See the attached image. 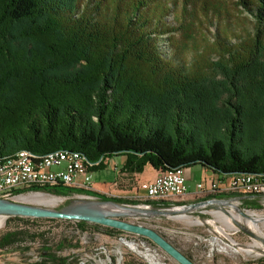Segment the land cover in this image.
<instances>
[{"label":"trees","instance_id":"obj_1","mask_svg":"<svg viewBox=\"0 0 264 264\" xmlns=\"http://www.w3.org/2000/svg\"><path fill=\"white\" fill-rule=\"evenodd\" d=\"M230 1L236 16L211 43L199 31L204 45L184 58L176 34L202 23L168 22L177 0H0V160L67 150L97 163L91 173L119 157L129 176L199 167L264 180V0ZM181 2L203 18L225 11ZM64 188L43 191L72 193ZM19 241L6 233L0 249ZM50 250L25 264H69Z\"/></svg>","mask_w":264,"mask_h":264},{"label":"rangeland","instance_id":"obj_2","mask_svg":"<svg viewBox=\"0 0 264 264\" xmlns=\"http://www.w3.org/2000/svg\"><path fill=\"white\" fill-rule=\"evenodd\" d=\"M212 2L225 8L226 12L221 10L220 20L211 17L212 12H208L211 13L210 17H201L192 7L184 6L181 0H177V4L172 7L167 18L168 22L176 19L180 23L186 17L184 23L188 26L196 27L197 21L202 23L200 28H191L192 33L183 29L180 34H176L175 43L182 57L191 58L197 50L201 49L200 45H204L205 41H201L199 31L207 38L208 43H211L216 30L224 24V19L231 20L232 16H236L233 10L234 5L230 0H212ZM183 13L185 16L181 15ZM238 19L243 27H250V22L246 18ZM236 29L240 30L238 26ZM167 51H169L168 48ZM94 164L97 165V163ZM199 171V167L184 170L185 179L189 177L190 181L196 182L198 179L193 174ZM151 175L153 172L147 167L138 178L147 180ZM100 176H106L107 180H110L112 174L94 173L91 187L88 189V186H82V190L95 192L108 198H118L121 202L113 203L119 205L151 206L145 204L147 199L130 198V194L125 193L127 189H131L133 181L119 180L117 185L110 183L107 186ZM217 178L222 179L221 185L224 186L221 187L225 188L227 181H224L222 176L213 179ZM125 183L130 187L125 188ZM97 185L104 189L95 190ZM55 188L59 187L50 189ZM43 190L39 188L22 190L14 192L11 198L3 200L55 212L70 208L74 201L83 199L102 201L86 192L73 189H68L72 193L66 196L51 195ZM195 190L194 188L178 201L177 198H173L168 202L174 205L151 206L153 210L165 212L164 215L127 214L120 209L106 206L104 211L110 215L106 216V219L154 231L193 264H264V226L261 223L257 224L260 233L247 224L257 216H264V194L249 196L224 190L220 193H215V190H200L204 192L196 194ZM34 194H44L60 200L51 207L21 200L25 196ZM139 194L144 196L143 190H140ZM247 203L251 204L247 205ZM182 216L186 219H180ZM0 217H4L0 237L6 233H17L20 240L18 248L0 249V264H25L40 261L46 255L47 247L51 249L54 258L65 259L69 264H178L148 237L119 227L84 221L90 226L97 225L98 228L79 232L75 223L81 220L3 214H0ZM104 228L113 231L112 234L105 232ZM59 243H62L60 249L57 247ZM128 243L132 244L136 250H132ZM248 249H250L249 252H247Z\"/></svg>","mask_w":264,"mask_h":264},{"label":"built area","instance_id":"obj_3","mask_svg":"<svg viewBox=\"0 0 264 264\" xmlns=\"http://www.w3.org/2000/svg\"><path fill=\"white\" fill-rule=\"evenodd\" d=\"M89 163L83 154L73 151L50 152L42 156L29 153V157L19 159L0 169V199H9L14 192L33 188H54V181H64L66 189L82 191V184H92ZM227 181L221 187L222 179H202L195 185L200 190H222L249 196L264 194V180L261 175L239 174L222 177ZM146 194L147 201L156 206L165 207L168 195L177 196V201L189 193L184 170L177 168L160 172L154 180L139 185ZM151 208V206H142Z\"/></svg>","mask_w":264,"mask_h":264},{"label":"water","instance_id":"obj_4","mask_svg":"<svg viewBox=\"0 0 264 264\" xmlns=\"http://www.w3.org/2000/svg\"><path fill=\"white\" fill-rule=\"evenodd\" d=\"M214 202H218V201H214ZM106 206H111L120 209L124 213L134 214V215L147 216V215L165 214V212H159L151 208H145L142 206H136V205L124 206L113 202L86 201L84 199L79 201H74V204H72L70 208L65 209L61 212L28 207L8 200L0 199V214L74 219V220L88 221L93 223L119 227L128 231L140 233L148 237L154 243H156L168 256L174 259L178 264H193L181 252H179V250L173 247L169 242H167L161 236L157 235L154 231L139 226H132L125 223L114 222L112 220L106 219V216H110L108 213H105L106 211H104ZM170 212L173 213L174 211H170Z\"/></svg>","mask_w":264,"mask_h":264},{"label":"crops","instance_id":"obj_5","mask_svg":"<svg viewBox=\"0 0 264 264\" xmlns=\"http://www.w3.org/2000/svg\"><path fill=\"white\" fill-rule=\"evenodd\" d=\"M117 159V160H116ZM113 158V159H110V160H107L105 163H106V167L101 170V171H98V172H109L112 174V177L110 180H107L108 178L106 176H100V178L105 181V184L108 186V184L112 183L114 186L117 185V183L119 182V180H122V181H133V186L131 185V189H127L125 191V193L127 194H130L129 197L130 198H138V199H146V194L144 192V196L140 195L139 192H140V189H139V184L141 183H144V182H149V181H152L155 179V177L157 176V173L156 171H154L151 167L149 166H146L144 168V170L148 167L152 172H153V175H151V177L147 180H139L138 176L140 174H136V175H132V176H129V175H126L124 173L121 172V166L123 164V159L122 158ZM143 170V171H144ZM96 173V172H95ZM94 173H92L93 175ZM193 175H196V178L198 179L196 182L194 181H190L189 177H186V181H187V185H188V188H189V192L190 191H193L194 188H195V185L196 183H198L200 180L202 179H213L214 177H220L219 175H216V174H213L209 171H206V170H203V169H200L199 172L197 173H194ZM99 178V177H98ZM125 178V179H124ZM116 181V182H115ZM118 181V182H117ZM195 184V185H194ZM125 188H129L130 185L125 183L124 185ZM94 188V187H93ZM95 190H103L104 188L101 187L100 185H97L95 188ZM199 191H196L195 193L198 194Z\"/></svg>","mask_w":264,"mask_h":264},{"label":"bare ground","instance_id":"obj_6","mask_svg":"<svg viewBox=\"0 0 264 264\" xmlns=\"http://www.w3.org/2000/svg\"><path fill=\"white\" fill-rule=\"evenodd\" d=\"M64 151H67V150H58L57 152H64ZM29 153L30 152L21 150V151L15 152L14 154L0 160V169L5 168L6 165L12 163L13 161H18L19 159H25L26 157H29ZM82 186L83 187L88 186V189H89L91 187V184H82ZM54 187H65V182L64 181H54ZM203 192L204 191H200L198 193L202 194ZM173 198H177V196L168 195V202H170V200ZM21 200L30 202V203H35L38 205L51 207L55 205L60 199L56 197L47 196L44 194H34V195L25 196L21 198ZM180 219H186V217L182 216L180 217ZM3 220H4V217H0V228L3 225V222H4ZM258 223H261L264 226V216H257L255 219H252L250 222H247V224L251 226L254 230L260 232V229L257 226ZM128 246L132 250H136V248L132 244L128 243ZM249 251L250 249L247 250V252Z\"/></svg>","mask_w":264,"mask_h":264}]
</instances>
